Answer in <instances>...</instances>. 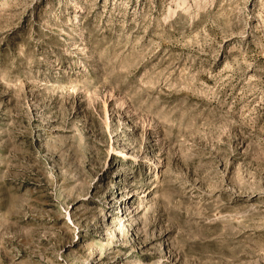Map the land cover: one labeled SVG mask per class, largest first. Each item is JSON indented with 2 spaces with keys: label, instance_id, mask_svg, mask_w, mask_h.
<instances>
[{
  "label": "rangeland",
  "instance_id": "obj_1",
  "mask_svg": "<svg viewBox=\"0 0 264 264\" xmlns=\"http://www.w3.org/2000/svg\"><path fill=\"white\" fill-rule=\"evenodd\" d=\"M0 264H264V0H0Z\"/></svg>",
  "mask_w": 264,
  "mask_h": 264
}]
</instances>
